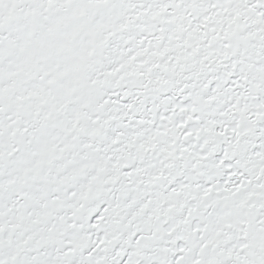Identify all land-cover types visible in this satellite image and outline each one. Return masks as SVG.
<instances>
[{
  "label": "snow or ice",
  "instance_id": "6c2138e0",
  "mask_svg": "<svg viewBox=\"0 0 264 264\" xmlns=\"http://www.w3.org/2000/svg\"><path fill=\"white\" fill-rule=\"evenodd\" d=\"M0 264H264V0H0Z\"/></svg>",
  "mask_w": 264,
  "mask_h": 264
}]
</instances>
